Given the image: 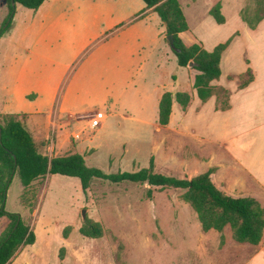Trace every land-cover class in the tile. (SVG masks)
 <instances>
[{
    "label": "rangeland",
    "instance_id": "374dc122",
    "mask_svg": "<svg viewBox=\"0 0 264 264\" xmlns=\"http://www.w3.org/2000/svg\"><path fill=\"white\" fill-rule=\"evenodd\" d=\"M50 1L38 12L16 6L12 26L0 38V113H48L64 106L84 115L83 136L92 137L93 143L86 144L95 147L84 152L86 163L106 174L148 169L152 158L158 174L178 179L202 174L200 165L175 161V138L158 130L151 84L165 93L189 94L193 76L178 66L166 33L159 41L157 15L144 14L142 0ZM179 2L190 33L202 39L207 51L234 41L243 25L237 12L251 5L250 0ZM218 2L224 5L223 25L209 15ZM8 13L0 0V29ZM44 13L47 18H41ZM263 29L254 47L246 39L232 46L221 61L218 81H243L249 69L264 81ZM41 90L45 94L38 99L27 98ZM97 113L107 120L86 128ZM165 136L169 145L163 150ZM183 155L188 157V150ZM183 192L96 181L85 196L76 178L48 176L25 190L15 176L6 211L21 214L34 231L37 248L22 253L29 255V264H244L250 246L231 240L219 256L221 245L204 242L197 214L181 200ZM84 210L88 220L102 226V238L80 234ZM0 224L3 231L5 221ZM67 227L72 228L69 241L63 237ZM237 249L246 252L237 256Z\"/></svg>",
    "mask_w": 264,
    "mask_h": 264
},
{
    "label": "trees",
    "instance_id": "16d2710c",
    "mask_svg": "<svg viewBox=\"0 0 264 264\" xmlns=\"http://www.w3.org/2000/svg\"><path fill=\"white\" fill-rule=\"evenodd\" d=\"M46 0H2L9 10L1 29L0 38L11 28L16 6L37 11ZM251 5L240 11L241 20L252 30L258 28L264 20V0H250ZM147 9L159 16L166 26V36H173L172 50L180 68H188L193 62L195 76L193 88L198 98L207 102L217 97V110L225 111L230 108V94L224 88L212 86L214 81L221 78V60L224 52L233 41L216 46L212 51L205 50L201 45L186 46L180 34L189 30L184 12L179 0H143ZM222 4L218 2L209 11L217 24L223 25L226 20L222 15ZM9 21V22H8ZM239 33L235 34V37ZM247 78L243 80L240 89L246 88L254 76L249 69ZM178 103L184 110L191 103V96L185 92L165 93L159 104L158 125L166 127L170 122L173 103ZM0 222L6 226L2 231L0 224V264H9L13 257L24 247L34 245L36 236L31 226L21 214L6 211L8 190L15 176H18L26 190L34 182L48 176H63L76 178L80 181L85 196L91 185L96 181L108 182L112 185L147 184L150 187L184 191L181 200L189 205L197 214L201 229L204 233L211 230L222 232L230 226L234 240L240 244L258 246L264 234V209L259 202L252 198L234 199L225 195L211 180L214 169L192 179H178L155 172V159L150 161V167L138 172H118L106 174L104 171L89 167L85 158L80 154L50 158L39 151L31 132L26 128L17 115H0ZM13 177V179H11ZM152 196V190H148ZM72 228L67 227L63 237L68 239ZM82 236L89 239L103 237L102 226L91 220L79 229Z\"/></svg>",
    "mask_w": 264,
    "mask_h": 264
},
{
    "label": "crops",
    "instance_id": "0c3cea01",
    "mask_svg": "<svg viewBox=\"0 0 264 264\" xmlns=\"http://www.w3.org/2000/svg\"><path fill=\"white\" fill-rule=\"evenodd\" d=\"M50 2L52 1L46 0L43 5H50ZM114 7V5H111V9ZM38 10L35 12H38ZM143 10V13L147 15L154 12L153 9H147L146 4ZM222 10H224V5ZM237 13L240 14V12ZM111 15L113 16V13ZM130 16L131 14L127 18L119 20V22L129 19ZM47 17L48 15L44 13L41 18ZM157 17L162 23L158 31V39L161 41L160 39L166 33V25L158 15ZM242 23L239 35L224 52L222 60L230 52L232 46L241 40L246 39L252 47L257 44L256 34L263 29L264 20L255 30L250 29L243 21ZM188 34H191L190 27L188 31L180 34V38L186 46L199 44L206 50V46L200 37L197 38L191 34L192 37L189 41L186 39ZM121 50L126 51L125 49ZM184 69L190 70L193 76V81H189L190 88L192 87L189 92L191 103L184 110L178 103L174 102L169 124L166 127L158 125V130H163L166 134L171 133L175 138V156L176 153L179 155L175 161L184 162L186 160L196 166L200 165L202 171H204L203 173L214 169L211 180L217 189L234 199H255L264 209V81H258V76L255 74L254 80L244 89H240L243 81H226L224 84L222 81H214L212 86L224 88L230 94V108L221 111L217 110L216 96L210 98L207 102H202L198 98L197 91L193 88L195 76L198 72L190 67ZM151 87L156 94L155 109L158 110L159 118V104L165 93L164 88L155 83L151 84ZM44 94L45 92L41 90L27 96V98L34 96L33 99H38ZM136 94H139L138 91H136ZM0 115L19 116V119L31 132L40 153L43 155L51 156L59 151L61 155L55 157L80 154L86 161L87 158L84 156V152L88 148H95L86 144V142L92 144L94 139L92 137L84 138L83 136L86 129L85 126L81 127V125L84 123L85 116L76 114L64 106L48 113L37 109L34 113H0ZM95 116L89 118L86 128L92 127L91 121ZM107 118L108 116L105 115L104 121ZM64 140L66 142L60 147V142ZM161 141L163 150L168 149V138L165 136ZM185 150H188V157L183 155ZM178 170L187 174L185 168H178ZM187 176L189 179L194 178L188 174ZM201 235L207 245H221L218 250L219 256L226 251L229 242L233 240L234 244L238 246H250L251 248L246 253L249 257L244 264H264V234L258 246L236 242L230 226L225 227L222 232L211 230L207 233L203 232ZM66 240L69 241V238ZM30 248H37V239L34 245L22 248L9 264H29V255H22V253ZM245 252L246 249H237V256Z\"/></svg>",
    "mask_w": 264,
    "mask_h": 264
},
{
    "label": "water",
    "instance_id": "95a60500",
    "mask_svg": "<svg viewBox=\"0 0 264 264\" xmlns=\"http://www.w3.org/2000/svg\"><path fill=\"white\" fill-rule=\"evenodd\" d=\"M12 5L15 6L14 0H12ZM165 25L167 26V23H165ZM168 40H169L170 45L173 46V43H174L173 36H168ZM193 66H194L193 62H190L188 65V67H190V68H193ZM11 179H13V177ZM82 220L84 223H86V221H87V211L86 210H84L82 212Z\"/></svg>",
    "mask_w": 264,
    "mask_h": 264
},
{
    "label": "built area",
    "instance_id": "2783aa9c",
    "mask_svg": "<svg viewBox=\"0 0 264 264\" xmlns=\"http://www.w3.org/2000/svg\"><path fill=\"white\" fill-rule=\"evenodd\" d=\"M105 115L103 113H98L91 121L92 127H99L100 124L104 121Z\"/></svg>",
    "mask_w": 264,
    "mask_h": 264
}]
</instances>
